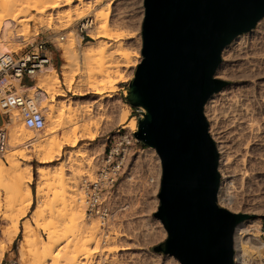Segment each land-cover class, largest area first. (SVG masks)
I'll use <instances>...</instances> for the list:
<instances>
[{
	"label": "bare ground",
	"instance_id": "6f19581e",
	"mask_svg": "<svg viewBox=\"0 0 264 264\" xmlns=\"http://www.w3.org/2000/svg\"><path fill=\"white\" fill-rule=\"evenodd\" d=\"M113 4L112 0H14L0 3V52H7L18 41L25 43L29 40L32 33L29 27L31 20L38 22L39 28H51L53 24L52 28L59 30L61 26L65 28L73 20L94 12L95 21L98 22L95 30L93 28L90 31L92 40L86 43H82L81 37L74 30H69L68 42L62 45L65 62L61 68L68 90L79 95L93 90L99 95L97 102L84 105L75 102L74 97H66L58 102L45 97V92L50 90L64 92L58 70L51 64L43 69L45 74L38 77L37 83L30 88L39 95V108L46 116L47 129L32 131L23 121H19L20 116L14 114L5 123L9 131V142L3 153L4 158L0 155V180L8 182L4 191L14 201L11 208L21 207L25 214L36 198L33 221L43 219L45 211L51 208L50 226L45 228L48 230L46 238L35 233L28 225H23V237L18 248L22 264H94V253L99 250L97 246H90L96 238L97 230L93 222L84 217L83 198L77 193V180L83 174L81 168L88 156L84 150L86 143L79 146V140L95 139L99 135L101 123L111 120L105 112L96 119L95 108L98 113L99 110H104V102H109L105 99L113 96L111 92L118 89L119 82L129 80L133 69L141 60V41L139 37L135 38L136 31L120 30L119 25L111 21ZM117 16L116 21L123 15ZM95 39L96 42L93 41ZM134 43L138 46L137 50L131 49ZM222 58L214 77L223 85L226 83L224 80L238 82L235 85L225 84L210 95L204 108L209 121V132L219 153L218 171L222 180L217 200L222 207L235 215L253 216L236 224L234 248L238 251L237 255H248L259 261L264 249V241L259 235L264 206L238 204L232 188L238 178L242 180L250 177L264 188V16L257 21L255 27L236 35L223 48ZM106 90L109 92L104 95ZM129 111L128 107L126 112L121 111L116 115L120 123L126 124L124 127L130 128L128 132L137 128L136 118L127 121ZM54 117L59 122L51 126ZM61 130L65 137L63 141L50 139L49 135L57 134ZM63 144L77 148L66 151V162L70 164L71 174L64 175L66 159L53 169L44 165L37 167V188L34 194L29 184L34 177L32 169H22L19 155L23 154L22 150L28 149V153L37 156L42 164H46L61 156ZM132 160L145 161L144 163L150 160V164L158 171L161 169V158L153 147H146L135 154ZM54 187H57L56 190L59 187V192L54 191ZM52 190L54 199L50 200ZM155 201L157 203L158 199ZM56 202L64 204L63 211L52 209V206L54 208L58 204ZM155 219L158 239L167 237L164 224L157 216ZM15 220L12 228L8 227L11 228L10 231L7 229L6 234L0 238V261L6 251V244H12L19 233V218ZM62 223L70 224L65 231L58 228L57 224ZM114 234V238L120 240L125 236L119 232ZM56 248L57 251H54ZM133 249L143 248L133 243H122L102 250V253L105 251L110 255L112 252L123 253ZM153 254L162 256L160 252ZM169 256L171 257L166 258L173 260V256ZM115 262L112 260L109 264H116ZM175 263L178 264L179 260H175Z\"/></svg>",
	"mask_w": 264,
	"mask_h": 264
},
{
	"label": "water",
	"instance_id": "95a60500",
	"mask_svg": "<svg viewBox=\"0 0 264 264\" xmlns=\"http://www.w3.org/2000/svg\"><path fill=\"white\" fill-rule=\"evenodd\" d=\"M144 7L143 59L122 93L139 112L135 138L162 162L155 216L168 236L155 251L180 264H234V231L245 216L218 204L219 153L204 108L223 86L214 77L223 48L255 27L264 0H144Z\"/></svg>",
	"mask_w": 264,
	"mask_h": 264
},
{
	"label": "built area",
	"instance_id": "2783aa9c",
	"mask_svg": "<svg viewBox=\"0 0 264 264\" xmlns=\"http://www.w3.org/2000/svg\"><path fill=\"white\" fill-rule=\"evenodd\" d=\"M95 25L94 16L87 15L76 20L70 28H73L83 42L91 40L90 31ZM59 38L64 42L66 35ZM49 43L51 41L48 39L33 41L21 54L15 51L0 52V113L6 120H10L13 114L18 112L24 125L35 131L45 128L46 116L39 108V95L30 88L37 83L38 73L46 66L52 64L56 67L57 46L54 44L56 48H52ZM61 68L62 66L59 70L56 67L63 77ZM26 78L32 83L26 84ZM5 123L0 125V154L6 150L9 139ZM135 131L128 132V128L120 126L108 132L106 146L98 158L96 172L92 176L86 174L80 182L86 215L99 221L103 245L110 237L115 236L114 232L124 234L123 237L135 241L132 242L134 244L159 237L157 220L153 215L160 204L162 166L158 171L150 164V160L143 165H138V161L132 160L135 154L146 148L141 147V143L135 138ZM141 179L145 180L144 185L140 184ZM132 187L139 190L137 202V195L133 194ZM155 196L158 197V202L149 212L144 198L153 203ZM260 236L264 241V220L260 224ZM163 240L164 238L159 239L154 244ZM237 252L235 248L234 264H264V258L257 261L248 255H237ZM167 256L171 257L162 254L160 264H176L175 260L178 259L173 256L171 260L166 258Z\"/></svg>",
	"mask_w": 264,
	"mask_h": 264
},
{
	"label": "rangeland",
	"instance_id": "374dc122",
	"mask_svg": "<svg viewBox=\"0 0 264 264\" xmlns=\"http://www.w3.org/2000/svg\"><path fill=\"white\" fill-rule=\"evenodd\" d=\"M10 1L13 2L14 0H0V3L3 4V3L10 2ZM112 1L114 2V4H113V7H112V11H111V21L112 20L115 21V24L119 25L118 28H121L120 30H125V29H129L130 30V29H132L133 31H136L135 32V38L138 39V37H139V39L141 41V45L139 47V53L141 54V60H140V62H141L142 59H143L141 51H142V44H143V40H142V25H143V20H144V15H145L144 0H112ZM119 14H121V16L122 15L123 16L116 21V19L118 18L117 15H119ZM87 15H93L94 16V12L88 13ZM87 15H85V16H87ZM85 16H83V17H85ZM123 17H125L124 18L125 20L123 19V20H121L119 22V20L122 19ZM75 21L76 20H73L72 22L69 23V25L67 24L68 26L65 25L66 26L65 28H64V26H61L59 28V30L58 29L55 30L54 28H52L53 24H51V26H52L51 28L52 29L51 28H47V27L46 28L45 27L39 28L38 27L39 23L31 20L29 22V27L31 28V32L32 33H31V36H30L29 40L27 42H25V43L24 42L22 43L21 41H18L17 43L14 42L15 44L14 45L12 44L10 46V48L8 49V51H15L18 54H21L24 50H26L31 45V43L33 41L48 39L49 41H51V43H49V44L51 45L52 48H54V47L56 48V46H57V60H56L57 64H56V67H58V69L60 70V66H62L63 63L65 62V60L62 57V45L68 42L69 30L73 29V28H70V26ZM97 24H98V22L96 21V25L94 27H96ZM62 27L64 29H62ZM93 30H95V28ZM92 33L93 32H91V34ZM61 35H66V39H65L64 42L60 41L59 37ZM135 38H134V40H136ZM88 41L89 40H84L82 43H86ZM93 41L96 42L97 40L95 39ZM137 47H138L137 44L134 43L131 46V49L137 50ZM5 51H7V50H5ZM140 62H139V64H140ZM137 66L133 69V72H132L129 80L119 82L117 84L118 89L113 91V92H111V94L113 96L105 99V101L109 100V102L108 103L104 102V108H103L104 110H102V111L99 110V113H98L97 108H95V118L96 119H97V116H99V115L101 116L102 113L105 112V115L109 114L108 116H110L111 120L108 123H106V122H102L101 123V129L99 130V135L95 139H93V140L80 139L79 140V146L81 144H83V143L84 144L86 143L84 150H85V153L88 154V156L86 157V159L84 161V164H83V167L81 168V171L83 172V174L77 180L78 183H77L76 187L78 188L77 189V193L78 194L80 193L78 196H81V198H83L82 199L83 200V215L86 218V220L93 222V225L95 226V228L97 230L96 238L92 242V244L90 245V246H92V245L97 246L98 249H99L96 253H94V255H95V258L93 260L94 264H105V262H107L109 264V262H111L112 260L116 261L115 262L116 264H138V263L139 264H160V262L162 261V257L161 256L158 257V256L153 254V252H157V251H155V247L158 244L161 243L160 242L158 244H154L157 240H159L157 238L156 239L153 238V239L144 240L141 244H134L133 243V245L139 246V247H141V245H143V247H142L143 249L142 250L133 249V250H129V251L123 252V253L122 252H118V253L112 252L113 254H110V255H107L106 254L107 252H105V251H104L105 253L104 252L102 253V250H105L107 248H111V247H113L115 245H120L122 243L123 244L124 243H132V242H135V241L130 240V239L126 238V237H123L120 240V239L114 238L115 237L114 236V237H110L109 238L110 240L108 239V242L103 245L102 242H101V235H100V233H101V230H100V227H99L100 223H99V221L96 218H88L87 217L86 211H85V205H84V195H83V192L81 191V188H80V182H81L83 176H85L86 174H89L90 176H92L97 170L98 158L103 153L104 148L106 146V135H107V133L117 129L120 126L124 127V125H126L125 123L124 124L120 123L118 121L116 115L120 114L121 111H123V113L126 112L127 108L129 107L130 111H129L128 116H127V121H129L133 117L136 118V120H137V128H138L139 112L125 100L124 93H122V91L125 90L126 85L133 78ZM43 74H45V71L42 70L41 72L38 73L37 78L40 77ZM59 75H60V78H61V81H62L61 88L64 89L63 90L64 92L63 93H56V91H53V90L51 91L50 90L48 93L45 92V95H44L45 97L47 96L49 98H53L54 102L61 101L63 98H66V97L67 98L74 97V101L75 102L83 103L84 105H90L92 102L96 103L97 100L99 99V95L96 94L93 90H90L89 92H87V93H85L83 95L74 94L72 91L68 90L66 84L64 83L62 74L60 73ZM76 78H78V76H76ZM216 79H218V78H216ZM222 80H224V79H222ZM224 81L226 82L225 84H232V85L233 84L235 85L238 82L237 80H232V81L231 80H224ZM24 82L26 84H31L32 83L28 79H25ZM108 92H109V90H106L104 92V95L107 94ZM125 94H126V92H125ZM135 113H137V114H135ZM14 115L15 116L18 115V117H19L18 112L17 113L15 112ZM18 119H19V121L21 120V122H22V119L20 117ZM4 120H5V117L0 113V123L3 122ZM8 120L9 119H7L6 121H8ZM207 121H208V119H207ZM58 122H59L58 118L54 117L53 122L51 123V126L56 125ZM208 123H209V121H208ZM46 127L47 126H45L44 129H47ZM137 128H136V130H137ZM129 129L130 128H128V130ZM49 137H50V139H52V140H54L56 142H61L65 138L64 135H63V131L62 130L59 131L57 134L49 135ZM8 142H9V140H8ZM215 144H216V142H215ZM141 147H143V146H141ZM146 147H148V146H146ZM70 149H77V148L76 147H72L70 144H63L61 156L55 157L52 161H50V162H48L46 164H42L37 156L31 155L30 153H28V151H29L28 149L22 150L23 154L19 155V161L21 162V164L23 166L22 169H24V168L29 169V167H31V169H32L34 177H33L32 182H29V184H30L34 194H36V188H37V172H36L37 167H39L41 165H44L45 167H49L50 169H53V168L57 167L64 159H66L65 160V167L63 169L64 172H65L64 175H70L71 174L70 173V164L66 162L67 161L66 151H69ZM3 153L0 154V155L4 158V154ZM144 162L145 161H142V162L138 161V165H143ZM161 166H162V162H161ZM250 178H242L243 181L241 180V178L240 179L238 178L237 180L234 181V183H233L234 187L232 189H233V193L235 194V197L237 198L236 201L240 205L247 203V204H251L252 206L255 205V206L263 207L264 206V188H262L263 186H260L259 184H256L255 183L256 181L254 182ZM221 180H222V175L220 174V181ZM140 181H141L140 184L144 185L145 180L141 179ZM7 183H8L7 180H0V204H1L0 205V238H2L6 234L7 229H8L9 226L12 228V225H14L13 222L14 221L16 222L15 219H17V218H19V233L17 235V238L13 241L12 244H6V251H5L4 256H3V258L1 259L0 262H1V264H22V261L19 258L18 248H19V244L22 241V237H23V235H22L23 225L24 224L28 225L32 230L35 231V233L40 234L41 237H43V238H46L48 236V230H45V228L50 226L51 217L49 216L50 215L49 212L51 211L50 210L51 208L47 209V211H45V215H44L43 219H41L39 221H33V213H34L33 211L35 210L36 204H37L36 203V198H34L35 200H34V204H32V207H30L25 214L22 213L23 209L21 207L14 206L13 208H11L12 203H14V201H13V199H10L8 197V194H6V192L4 191V186ZM239 186H241V188ZM56 188L54 187L53 190L56 191V192H59L58 189H60V188L58 187L57 190H56ZM52 191L50 192V195H49V199L50 200L54 199L53 198L54 197V191L53 192ZM132 192H133V194L137 195L136 196V201H135V202H137L138 201L139 190L137 188H135V187H132ZM156 198L158 199V197L155 196L153 203H150L148 201V198L147 199L144 198V202L146 204V207H147V205L149 206V212H150V210H153L155 208L154 204L156 203V201H155ZM159 201H160V199H159ZM56 203H58V204H55L54 208L52 206V209L53 210L57 209V210H62L63 211L62 206L64 204H62L60 202H56ZM218 204H219V202H218ZM238 204H236V205H238ZM159 206H160V204H159ZM134 208L136 209L137 206H135ZM158 209H159V207H158ZM158 209H157V211H158ZM243 215L245 216L244 220L248 219V218H253V216L250 215V214H243ZM153 216H155V214ZM261 218H262V220H264V216H261ZM12 219H14V221ZM262 220H261V222H262ZM57 225H59L58 228H61L62 231H65V228L68 227L70 224L69 223H62V224H57ZM10 229H8V231H10ZM114 233H117V232H114ZM68 234H69V232H68ZM122 235H124V234H122ZM259 235H260V231H259ZM166 238L167 237H165L164 240ZM68 240H69V238H67V241ZM151 244H154V245H151ZM54 251H57V248L54 249ZM109 253H111V252H109ZM157 253H159V252H157ZM160 253L161 254H165V253H162V252H160ZM262 253L263 254L260 257L261 259L264 258V249H263ZM98 254H100V255L104 254V255L101 256V257L96 256ZM156 260H157V262H156Z\"/></svg>",
	"mask_w": 264,
	"mask_h": 264
},
{
	"label": "crops",
	"instance_id": "0c3cea01",
	"mask_svg": "<svg viewBox=\"0 0 264 264\" xmlns=\"http://www.w3.org/2000/svg\"><path fill=\"white\" fill-rule=\"evenodd\" d=\"M56 58H57V56H56ZM26 79L30 80L29 78H26ZM2 115H3V114H2ZM3 116H4V115H3ZM5 121H6V118H5V120H4L3 122L0 123V125H3V124L5 123Z\"/></svg>",
	"mask_w": 264,
	"mask_h": 264
},
{
	"label": "trees",
	"instance_id": "16d2710c",
	"mask_svg": "<svg viewBox=\"0 0 264 264\" xmlns=\"http://www.w3.org/2000/svg\"><path fill=\"white\" fill-rule=\"evenodd\" d=\"M135 114H137V113H135ZM141 146H143V147H146L145 145H143L142 143H141Z\"/></svg>",
	"mask_w": 264,
	"mask_h": 264
}]
</instances>
